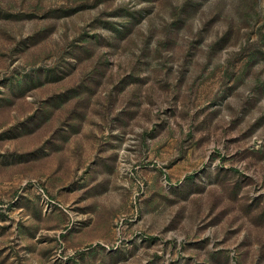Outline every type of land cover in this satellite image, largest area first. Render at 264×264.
Segmentation results:
<instances>
[{
	"label": "rangeland",
	"instance_id": "rangeland-1",
	"mask_svg": "<svg viewBox=\"0 0 264 264\" xmlns=\"http://www.w3.org/2000/svg\"><path fill=\"white\" fill-rule=\"evenodd\" d=\"M0 264H264V0H0Z\"/></svg>",
	"mask_w": 264,
	"mask_h": 264
}]
</instances>
